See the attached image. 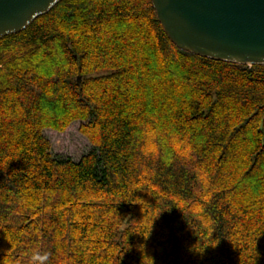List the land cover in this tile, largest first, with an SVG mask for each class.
<instances>
[{
  "label": "trees",
  "instance_id": "1",
  "mask_svg": "<svg viewBox=\"0 0 264 264\" xmlns=\"http://www.w3.org/2000/svg\"><path fill=\"white\" fill-rule=\"evenodd\" d=\"M76 120L92 148L51 155ZM0 264H264V65L179 49L150 0L1 37Z\"/></svg>",
  "mask_w": 264,
  "mask_h": 264
},
{
  "label": "water",
  "instance_id": "2",
  "mask_svg": "<svg viewBox=\"0 0 264 264\" xmlns=\"http://www.w3.org/2000/svg\"><path fill=\"white\" fill-rule=\"evenodd\" d=\"M59 1L0 0V38L23 30ZM150 1L163 31L179 49L214 60L264 65V0Z\"/></svg>",
  "mask_w": 264,
  "mask_h": 264
},
{
  "label": "rangeland",
  "instance_id": "3",
  "mask_svg": "<svg viewBox=\"0 0 264 264\" xmlns=\"http://www.w3.org/2000/svg\"><path fill=\"white\" fill-rule=\"evenodd\" d=\"M79 125L80 121L76 120L70 122L63 131L42 129L43 136L49 142L51 155L77 161L92 148L87 138L79 132Z\"/></svg>",
  "mask_w": 264,
  "mask_h": 264
},
{
  "label": "clouds",
  "instance_id": "4",
  "mask_svg": "<svg viewBox=\"0 0 264 264\" xmlns=\"http://www.w3.org/2000/svg\"><path fill=\"white\" fill-rule=\"evenodd\" d=\"M34 259H39V260H44V259H46V256H37V257H34Z\"/></svg>",
  "mask_w": 264,
  "mask_h": 264
}]
</instances>
